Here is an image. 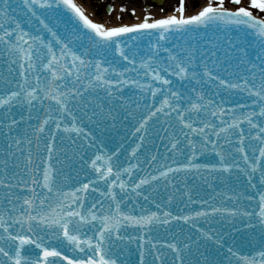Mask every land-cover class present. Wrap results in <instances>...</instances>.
Here are the masks:
<instances>
[{"label":"snow or ice","instance_id":"obj_1","mask_svg":"<svg viewBox=\"0 0 264 264\" xmlns=\"http://www.w3.org/2000/svg\"><path fill=\"white\" fill-rule=\"evenodd\" d=\"M87 2L0 0V264H264V0Z\"/></svg>","mask_w":264,"mask_h":264},{"label":"rangeland","instance_id":"obj_2","mask_svg":"<svg viewBox=\"0 0 264 264\" xmlns=\"http://www.w3.org/2000/svg\"><path fill=\"white\" fill-rule=\"evenodd\" d=\"M172 2L179 0H171ZM82 3L83 0H78ZM102 4L112 5L114 11L109 14H106L101 6H96L92 3V0H88L84 4L87 14L90 17L98 22H103L106 25L122 24L125 21H134L136 19V11H142L141 0H102ZM121 7L119 10L117 9ZM177 7H173L172 10H175ZM117 10V11H116ZM134 10V11H133Z\"/></svg>","mask_w":264,"mask_h":264},{"label":"flooded vegetation","instance_id":"obj_3","mask_svg":"<svg viewBox=\"0 0 264 264\" xmlns=\"http://www.w3.org/2000/svg\"><path fill=\"white\" fill-rule=\"evenodd\" d=\"M209 0H185L186 12L185 15L196 14L198 11L205 6ZM249 0H243L240 6H246ZM142 11L144 16L142 19L148 15H151L153 19L157 18L155 16H165L167 13H178L175 10H172L173 7L179 6V1L172 2L171 0H143L142 2ZM96 6H101L104 11H106V6L99 3ZM230 8H235L236 5L228 4ZM179 15V13L177 14Z\"/></svg>","mask_w":264,"mask_h":264},{"label":"bare ground","instance_id":"obj_4","mask_svg":"<svg viewBox=\"0 0 264 264\" xmlns=\"http://www.w3.org/2000/svg\"><path fill=\"white\" fill-rule=\"evenodd\" d=\"M118 8H119V6H118ZM168 15H172V14H168ZM167 15V16H168ZM155 17H157L156 19H158V18H161L160 16H155ZM139 22H142V21H137V22H135V23H139ZM128 25H131V24H128ZM108 26V25H107ZM109 26H117V25H109Z\"/></svg>","mask_w":264,"mask_h":264}]
</instances>
